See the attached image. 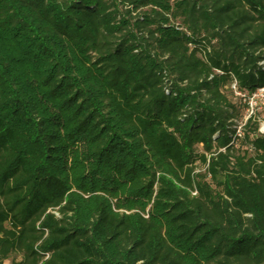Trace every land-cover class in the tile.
I'll return each mask as SVG.
<instances>
[{"label": "trees", "instance_id": "1", "mask_svg": "<svg viewBox=\"0 0 264 264\" xmlns=\"http://www.w3.org/2000/svg\"><path fill=\"white\" fill-rule=\"evenodd\" d=\"M263 86L264 0H0V264H264Z\"/></svg>", "mask_w": 264, "mask_h": 264}, {"label": "rangeland", "instance_id": "2", "mask_svg": "<svg viewBox=\"0 0 264 264\" xmlns=\"http://www.w3.org/2000/svg\"><path fill=\"white\" fill-rule=\"evenodd\" d=\"M236 96H242V102L248 104L249 99L247 97V95L244 96V94H240V93H236ZM252 110L253 112H256L257 115V119L259 121V125H258V132H264V95H258L257 97H255L252 100ZM249 110H250V106H249ZM248 114V110L246 109L245 111V117Z\"/></svg>", "mask_w": 264, "mask_h": 264}, {"label": "built area", "instance_id": "3", "mask_svg": "<svg viewBox=\"0 0 264 264\" xmlns=\"http://www.w3.org/2000/svg\"><path fill=\"white\" fill-rule=\"evenodd\" d=\"M232 88L235 89V84H234V83L232 84ZM258 95H264V86L258 88L255 92H253V93H251L249 96H247L248 99H249V102H248V104H247L248 114H247L246 117H248L250 114L253 113L252 105H251V104H252V100H253L255 97H257ZM249 106H250V110H249ZM236 133H237V135H240V134H241L240 127L237 128Z\"/></svg>", "mask_w": 264, "mask_h": 264}]
</instances>
